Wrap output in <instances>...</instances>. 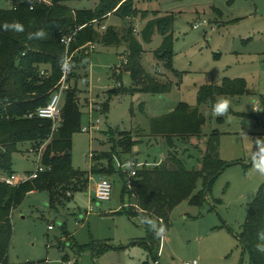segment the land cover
Segmentation results:
<instances>
[{"label": "rangeland", "instance_id": "374dc122", "mask_svg": "<svg viewBox=\"0 0 264 264\" xmlns=\"http://www.w3.org/2000/svg\"><path fill=\"white\" fill-rule=\"evenodd\" d=\"M99 2L67 4L84 9L95 8ZM135 4L139 13L133 19L113 13L97 23L96 29L104 32L113 27L122 33L133 28L142 41L141 31L149 20L173 14V68L156 55L163 40L156 32L151 42L143 43L142 82L135 84L128 72L121 79L115 75L127 59L125 44H97L88 69L75 70L70 84L78 83L82 126L89 124L90 117L101 121L98 130L81 128L74 134L73 166L89 172L92 155L102 153L113 157L116 170L89 173L85 191L68 189L54 203L47 190L28 193L12 212L8 264H187L194 260L198 264H251L239 234L249 204L264 182V172L258 167H264V0H135ZM11 6L12 0H0V9ZM225 77L245 78L250 92L217 97L214 105L201 104L206 123L200 137L176 138L170 148L166 139L151 135V118L173 111L180 102L198 106L199 87L220 84ZM155 82L168 85L157 93L143 91ZM132 86L135 91L130 90ZM120 87L123 89L110 91ZM91 98L98 99L100 112L88 113ZM224 99L230 101L228 112L215 116L214 106ZM215 133L220 139L219 156L228 167L202 204L186 199L172 210L170 227L162 232L154 254L143 242L147 236L143 217H130L122 211L135 201L123 194L120 167L154 166L175 152L189 169L199 170ZM127 138L137 141L131 153L119 146ZM20 148L13 157V170L29 176L37 167V154L28 150V144ZM99 176L113 184L109 200L96 197ZM202 188L201 179L197 190ZM71 238L92 245L78 255V249L70 246ZM64 255L68 256L66 262Z\"/></svg>", "mask_w": 264, "mask_h": 264}, {"label": "trees", "instance_id": "16d2710c", "mask_svg": "<svg viewBox=\"0 0 264 264\" xmlns=\"http://www.w3.org/2000/svg\"><path fill=\"white\" fill-rule=\"evenodd\" d=\"M70 1L75 0H12L10 8L0 9V172H14V154L24 144H28V150L35 153L42 148L41 160L47 167L37 178L18 186L0 180V264H8V249L13 236L12 212L28 193L47 190L54 203L68 189L85 191L89 173H112L116 170L113 157L102 153L92 155L89 172L73 166V136L81 130L84 114L78 83L73 87L70 84L65 92L63 121L57 130L53 131L50 119L28 116L50 101L64 74L67 55L72 56L68 75L70 83L76 76V69L87 70L89 67L94 52L88 46L90 42L106 46L125 44L127 59L123 66L117 68L115 75L121 79L128 72L136 84L143 81L145 74L143 43L151 42L158 32L163 40L156 55L167 67L173 68V14L149 20L141 31L142 42L135 36L133 28L122 33L113 27L104 32L96 29L97 23L101 24L113 13L128 19L136 17L139 9L135 0H100L95 8L84 9L71 7L67 4ZM14 23L20 24L24 30L17 32L4 28L5 24ZM41 30L45 33L43 37L33 35ZM67 36H73L68 50L63 42ZM42 69L46 71L44 75H41ZM167 85L155 82L143 91L161 92ZM122 89L116 88V91ZM130 90L135 91L134 86ZM249 92L245 78L225 77L220 84L202 85L198 91V106L180 102L173 111L151 118V135L166 139L170 148L175 146L176 138L189 140L194 136L200 137L206 123V116L200 111L201 104L214 105L217 97L242 96ZM141 107L143 109L144 104ZM219 140L218 133L211 136L199 170L189 169L185 160L175 152H170L154 166L137 163L133 169L120 167L123 194H129L135 201L129 209L122 211L130 217H143L147 232L143 242L149 244L154 254L158 241L163 237L162 232L170 227L172 210L186 199L193 204H202L217 178L228 167L229 163L219 156ZM136 143V140L127 138L120 141L119 146L124 153H131ZM115 153L119 154V151L116 149ZM134 170L136 175L128 177ZM201 179L203 188L197 190ZM261 232H264V182L249 204L247 218L239 234L251 264H264V253L257 248V244H264V240L259 238ZM70 242L71 247L78 249V255L92 245L80 244L74 238ZM67 260L68 256L64 255L63 261Z\"/></svg>", "mask_w": 264, "mask_h": 264}, {"label": "built area", "instance_id": "2783aa9c", "mask_svg": "<svg viewBox=\"0 0 264 264\" xmlns=\"http://www.w3.org/2000/svg\"><path fill=\"white\" fill-rule=\"evenodd\" d=\"M194 27L197 28L198 25H195ZM101 28L105 29V25H103ZM72 39H73V36H67L63 39V42L67 46V50L70 46ZM88 46L91 51H94L96 49L97 44L90 42ZM71 59H72V56L67 55L65 64H64V74L58 84L57 90L54 91L48 104L38 108L35 112H32L28 115L29 117L38 116L41 118L52 120L53 121V131L57 130L63 121V97L65 96L66 90L70 87V83L68 82V75L71 70ZM45 73H46L45 69H42L41 75H44ZM88 108H89L88 110L89 114L94 111L100 112V110L102 109L101 104H99L97 98H91V102L88 105ZM100 121L101 120L98 117L97 118L90 117L89 124L82 126V130L83 131H91L92 129L98 130L100 127L99 126ZM41 149L40 151H38V153H36L37 154V167L35 170L30 172L29 176H21L16 172L6 173V174L1 173L0 180L5 182L8 185L18 186L21 183L26 182L27 180L37 178L41 172H44L47 169V167L43 164L41 160ZM132 175H136L135 170L132 171ZM112 189H113V184L111 180L103 176H99L96 182V188H95L97 199L109 200L112 195ZM50 227L52 228V226ZM187 264H198V262L197 260H194L193 262H187Z\"/></svg>", "mask_w": 264, "mask_h": 264}, {"label": "clouds", "instance_id": "9594fccd", "mask_svg": "<svg viewBox=\"0 0 264 264\" xmlns=\"http://www.w3.org/2000/svg\"><path fill=\"white\" fill-rule=\"evenodd\" d=\"M4 28L5 29L11 28V29H14L17 32H22L24 30L23 27L20 24H18V23L5 24ZM33 35L35 37H43L45 35V33H44L43 30H41V31H38V32L34 33ZM30 38H32V37L30 36ZM229 104H230V101L227 100V99L219 101L214 106L213 114L215 116H223V115H225L228 112ZM262 162H264V158H262ZM258 167H260V170L262 172H264V167H261L260 165H258ZM149 222L153 224V222L151 220ZM161 231H162V229H161ZM259 238L264 240V232L259 233ZM257 248H258V250L260 252L264 253V244H257Z\"/></svg>", "mask_w": 264, "mask_h": 264}, {"label": "water", "instance_id": "95a60500", "mask_svg": "<svg viewBox=\"0 0 264 264\" xmlns=\"http://www.w3.org/2000/svg\"><path fill=\"white\" fill-rule=\"evenodd\" d=\"M111 92H114V91H116V88H113L112 90H110Z\"/></svg>", "mask_w": 264, "mask_h": 264}, {"label": "crops", "instance_id": "0c3cea01", "mask_svg": "<svg viewBox=\"0 0 264 264\" xmlns=\"http://www.w3.org/2000/svg\"><path fill=\"white\" fill-rule=\"evenodd\" d=\"M1 174V173H0Z\"/></svg>", "mask_w": 264, "mask_h": 264}]
</instances>
